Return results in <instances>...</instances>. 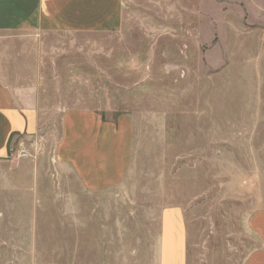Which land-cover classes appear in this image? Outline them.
I'll use <instances>...</instances> for the list:
<instances>
[{
    "label": "rangeland",
    "instance_id": "374dc122",
    "mask_svg": "<svg viewBox=\"0 0 264 264\" xmlns=\"http://www.w3.org/2000/svg\"><path fill=\"white\" fill-rule=\"evenodd\" d=\"M0 83L37 103L0 158V264H152L172 208L189 264L260 245L264 0H124L116 31H0ZM70 108L131 117L121 184L87 191L56 158Z\"/></svg>",
    "mask_w": 264,
    "mask_h": 264
},
{
    "label": "crops",
    "instance_id": "0c3cea01",
    "mask_svg": "<svg viewBox=\"0 0 264 264\" xmlns=\"http://www.w3.org/2000/svg\"><path fill=\"white\" fill-rule=\"evenodd\" d=\"M123 7L124 0H0V31L112 32L122 26ZM20 94L0 83V158L20 133L37 129L36 97ZM131 125L125 113L107 120L93 109H65L56 158L73 167L85 190H108L122 183L129 165ZM248 224L260 245L243 264H264V218ZM152 264H189L185 222L175 208L163 212Z\"/></svg>",
    "mask_w": 264,
    "mask_h": 264
},
{
    "label": "built area",
    "instance_id": "2783aa9c",
    "mask_svg": "<svg viewBox=\"0 0 264 264\" xmlns=\"http://www.w3.org/2000/svg\"><path fill=\"white\" fill-rule=\"evenodd\" d=\"M26 153L24 152V151H20V153H19V156H23V155H25Z\"/></svg>",
    "mask_w": 264,
    "mask_h": 264
}]
</instances>
